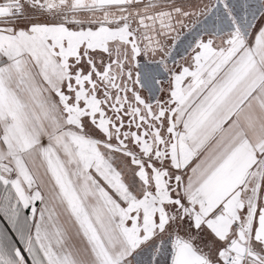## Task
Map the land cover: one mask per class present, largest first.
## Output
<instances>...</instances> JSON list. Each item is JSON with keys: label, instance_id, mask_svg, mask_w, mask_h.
I'll return each instance as SVG.
<instances>
[{"label": "snow or ice", "instance_id": "1", "mask_svg": "<svg viewBox=\"0 0 264 264\" xmlns=\"http://www.w3.org/2000/svg\"><path fill=\"white\" fill-rule=\"evenodd\" d=\"M0 264H264V0H0Z\"/></svg>", "mask_w": 264, "mask_h": 264}]
</instances>
